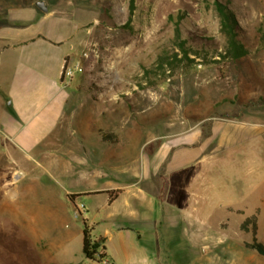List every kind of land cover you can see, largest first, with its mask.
Returning a JSON list of instances; mask_svg holds the SVG:
<instances>
[{
    "label": "rangeland",
    "instance_id": "obj_1",
    "mask_svg": "<svg viewBox=\"0 0 264 264\" xmlns=\"http://www.w3.org/2000/svg\"><path fill=\"white\" fill-rule=\"evenodd\" d=\"M36 1L0 0V48L38 32L65 42L66 61L76 64L71 77L62 78L74 91V112H103L88 127L83 122L87 133L77 120L68 123L69 140L86 149L85 138L100 130L116 134L102 147L106 153L85 150L76 168L101 164L118 183L134 178L132 170L117 177L115 166L139 168L143 190L129 202L140 217L128 223L148 251L154 247L151 264H264L244 245L251 232L240 229L246 214L255 213L246 195L264 178V134L248 156L244 141L217 142L234 120L264 122V0H220L234 13L238 39L249 53L218 64L205 63L224 45L215 0H136L130 20L129 0H44L47 12ZM176 27L200 53L191 55L195 62L184 72L149 85L158 56L176 50ZM15 165L5 159L0 169V264H53L62 257L61 244L81 258L84 220L93 222L94 236L127 218H109L99 208L102 195L69 199L67 192L82 190L83 182L73 180L79 174L70 183L57 172L39 174L36 196L17 197L33 220L9 214L1 187ZM256 239L264 244L263 224ZM107 252L115 264H129L117 240L107 243Z\"/></svg>",
    "mask_w": 264,
    "mask_h": 264
},
{
    "label": "crops",
    "instance_id": "obj_2",
    "mask_svg": "<svg viewBox=\"0 0 264 264\" xmlns=\"http://www.w3.org/2000/svg\"><path fill=\"white\" fill-rule=\"evenodd\" d=\"M63 43H65L63 40H56L38 32L27 39L12 40L10 44H4L0 48V52L5 54L0 62V169L5 159L16 164L14 169L11 168L13 174L8 176L4 174L1 187L6 196L3 202L6 206L4 211L16 216L26 215L25 204L19 203L17 197L36 196L41 173L57 172L69 179L67 181L70 183H72L71 176L79 174L73 180L83 182L82 190L68 191L67 197L68 194L102 195L103 197H99V208L109 218L127 215V218L113 225L112 232L102 229L94 234L106 238L105 253L108 262L115 264L107 252V243L115 239L129 264H151L150 252L152 251V254L155 252L154 247L148 251L149 244L139 235L137 229L128 223L140 217L129 202L132 197H138L140 190H143L139 168H125L123 164L117 168L115 166L117 177L132 170L130 173L134 179L124 183L114 182L113 172L106 167L102 168L100 162V166H86L84 170L76 168L77 162H82V158L86 157L85 150L92 154L102 151L106 153L107 148L102 150V147L109 142L102 140L99 134L92 135L85 138L88 148L83 149V145L80 146L69 140L68 123L77 120L79 125L83 126L85 122L88 127L92 122L100 120L103 112L100 110L93 114L95 116L92 114L84 116L82 112H74L77 102L70 101L71 92L74 91L67 84L65 85L61 78L64 62L69 57L66 48L62 46ZM253 124L261 125L256 129L253 128ZM262 124L264 125L263 121L258 123L248 118L243 121L234 120L228 124L226 133L218 136V145L221 147L232 141H244L247 150L245 155L253 154L256 147L254 139L264 134ZM216 129L215 126L213 130ZM84 133H87L86 127ZM183 155L184 153L182 157ZM61 156L63 159L59 158ZM184 156L187 159L189 153ZM173 159L174 156L169 161V165L172 164ZM261 168V172H264L262 165ZM261 182L251 185L246 195V204L255 205V212L258 209L257 226L262 228L263 224L264 229V178ZM109 190L120 191L109 200L107 193ZM251 214L253 213H248L246 216ZM25 218L33 220L29 215ZM65 235L69 238L71 232L65 231ZM142 244L147 249L143 250ZM61 246L62 257L53 264H105L86 260L83 254L81 258L76 257L67 246L63 244Z\"/></svg>",
    "mask_w": 264,
    "mask_h": 264
},
{
    "label": "trees",
    "instance_id": "obj_3",
    "mask_svg": "<svg viewBox=\"0 0 264 264\" xmlns=\"http://www.w3.org/2000/svg\"><path fill=\"white\" fill-rule=\"evenodd\" d=\"M135 1L136 0L128 1L129 20L135 9ZM214 7L219 17V32L224 38V45L222 49L216 51L217 58L212 60L206 59L205 63L218 64L239 60L249 53V49L238 39L239 26L234 13L220 0L214 1ZM176 38V50L174 49L171 52L158 56L155 68L152 70L155 71L154 74L156 75V79L149 80V85L156 84L159 79L173 76L178 69L184 72L195 62V58L191 55L199 54L200 51L186 45V41L180 38V30L178 27H176ZM261 41L263 42L262 45H264V35L261 37ZM150 70L146 69L145 73L148 74ZM100 135L102 140L110 142L116 141V134L114 132H104L100 130ZM119 191L120 190H109L107 192L109 200H112ZM79 195L80 194H68V197L74 200V198ZM238 212L242 213L240 210H238ZM257 214L258 209L255 213L245 216L240 224V229L244 232H251L252 234L251 242H245V247L254 250L264 258V244L256 239L258 228ZM93 229V224H87L85 220L83 221L81 250L84 259L98 262L106 260V264H113L109 263L106 259V238L102 235L92 236L91 232Z\"/></svg>",
    "mask_w": 264,
    "mask_h": 264
},
{
    "label": "built area",
    "instance_id": "obj_4",
    "mask_svg": "<svg viewBox=\"0 0 264 264\" xmlns=\"http://www.w3.org/2000/svg\"><path fill=\"white\" fill-rule=\"evenodd\" d=\"M75 66H76V64L70 65L65 60L63 68H62V72H61V78L66 79V78L71 77L73 69L75 68ZM80 213H81V210L78 208L77 211L75 212L74 216L77 217L78 214H80ZM103 262L106 264V260H104Z\"/></svg>",
    "mask_w": 264,
    "mask_h": 264
},
{
    "label": "water",
    "instance_id": "obj_5",
    "mask_svg": "<svg viewBox=\"0 0 264 264\" xmlns=\"http://www.w3.org/2000/svg\"><path fill=\"white\" fill-rule=\"evenodd\" d=\"M35 6L40 9L43 12H47L48 11V5L46 4V2L44 0H38L35 2Z\"/></svg>",
    "mask_w": 264,
    "mask_h": 264
}]
</instances>
